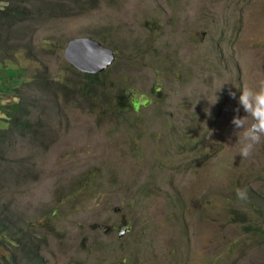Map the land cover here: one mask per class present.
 <instances>
[{"label":"rangeland","instance_id":"374dc122","mask_svg":"<svg viewBox=\"0 0 264 264\" xmlns=\"http://www.w3.org/2000/svg\"><path fill=\"white\" fill-rule=\"evenodd\" d=\"M36 20L31 45L39 58L25 51L32 32L21 22L9 43L19 46L15 63L0 70L9 110L20 89L41 126L7 147L2 170L22 160L31 172L1 200L48 240L46 264H264V245L233 244L244 237L238 223L218 229L226 202L249 211L237 197L223 198L237 194L238 178L264 177V136L242 158L231 123L237 107L246 115L240 89L264 79V0H99L83 13ZM74 37L114 51L91 104L78 92L64 97L56 83L69 74L63 52ZM42 63L56 82L31 96L23 82ZM138 95L149 103L137 107ZM4 121L0 115L1 129ZM259 186L264 191V181L242 187ZM143 244L153 250L140 252Z\"/></svg>","mask_w":264,"mask_h":264},{"label":"trees","instance_id":"16d2710c","mask_svg":"<svg viewBox=\"0 0 264 264\" xmlns=\"http://www.w3.org/2000/svg\"><path fill=\"white\" fill-rule=\"evenodd\" d=\"M0 1L5 3V5L0 8V39L3 40V43H1L3 46H0V54L3 55L2 60H0V70L7 68L6 66L8 63H15V54L19 46H9V43L11 42L15 29L21 22L24 23L26 31L30 30L32 32V34L29 36V40L25 43V51L30 54L31 57L39 58V53L37 52V48H35L36 45H31L33 32H35L37 25H34V27L32 26L31 29L30 22L37 21L36 19H38L40 15H44L45 18L48 16L55 18L58 16L62 17L71 14L83 13L93 8L94 5H97L99 2V0H90L92 2V6L86 9L84 0ZM23 2H28L30 6L26 7L22 5ZM73 5H78L80 8L73 12ZM34 15H36V17H34ZM100 41L102 40H99V42ZM48 42L49 40H47V44ZM55 46L56 45H54L53 48H47L53 50L55 49ZM63 47L64 46H60V49H63ZM65 61L69 74H66L61 80L57 82L54 81V77L50 76L48 73L45 63H42L43 70H36V72L32 74L28 80L23 82V86L27 85L30 88L32 91L31 96L40 97L45 96L47 90L51 89L53 85L52 82H56L59 85L60 91L63 94H66L64 97L78 92L82 96L80 98H83V103L87 104V100L90 102V98L95 95V91L92 88L93 85H97L99 87L106 84V82L101 79L104 74L82 72L70 64L66 59ZM41 81L45 82L46 86L41 85ZM1 90L6 91L10 90V88L4 83ZM16 92L17 94L14 95V99L11 104L13 110H9L7 104L9 96L0 95V113L4 116L5 123L8 126L7 128L0 129V247L8 252V256H3V258L0 259V264H46L41 250L48 244V240L40 236V231L30 228L34 225L28 224L24 218H20L17 215L9 213L8 205L10 204L11 200L7 202L1 200L3 197L2 190L10 188L12 185H20V180L26 181L27 179L24 177H27L31 172L30 168L22 169V160H14V168L10 167V169L6 170L5 172L2 170V168L8 166L10 162L6 156L8 151L7 147L13 148L18 136L26 137L29 134L33 138L38 133L36 128H41L40 121L31 120V110L22 101V98H20V89H16ZM104 93L106 96V92ZM34 100V97L31 98L29 103L34 102ZM45 128L49 129V126L46 125ZM91 180H94V178L88 173L83 176V181L86 184H88V182ZM261 181H264V177H261L260 172H258L256 177L251 181H244L241 180V177H239V186L235 187L241 192L245 193L244 198H240L237 194L230 191H227L228 193L223 196L225 201L237 200V203H239V199L249 209L248 211L244 207L236 208L231 203L226 202L224 204L225 206H223V222L220 223L218 228L226 229L227 225L238 223L240 226L239 235H244V237L237 239L235 242H233V244L238 246L242 251H248V249L252 248L253 246L264 245L263 187L259 186L253 189H245L242 187H251L253 182ZM203 195L206 200L208 198V191L204 192ZM246 200L250 201V205H246L244 203ZM178 201L179 208L181 210L182 202L185 203L183 194H179ZM53 211L55 213L56 209L53 208ZM183 212H185L184 209L182 214ZM143 245L144 248H141L140 252L144 251L145 254L153 250V247L151 248L148 246V244ZM174 248H177L175 243L173 249ZM173 249L170 248L168 250L166 253L167 256L174 252ZM155 253V257H158L159 253L157 251H155ZM141 264L143 263L141 262Z\"/></svg>","mask_w":264,"mask_h":264},{"label":"clouds","instance_id":"9594fccd","mask_svg":"<svg viewBox=\"0 0 264 264\" xmlns=\"http://www.w3.org/2000/svg\"><path fill=\"white\" fill-rule=\"evenodd\" d=\"M232 98H236L235 92L229 93ZM136 106L149 103L144 95H138L134 98ZM238 103L242 106L245 116L241 117L238 113L240 108L234 111L237 113L231 121L234 125V135L238 137L239 155L242 158H248L252 155L255 146L260 143L261 137L264 136V79L259 80L255 86H244L240 89ZM251 117V122H249ZM237 195L244 198L245 193L237 190Z\"/></svg>","mask_w":264,"mask_h":264},{"label":"water","instance_id":"95a60500","mask_svg":"<svg viewBox=\"0 0 264 264\" xmlns=\"http://www.w3.org/2000/svg\"><path fill=\"white\" fill-rule=\"evenodd\" d=\"M64 58L83 72L98 73L114 60V51L91 37L71 38L63 52Z\"/></svg>","mask_w":264,"mask_h":264},{"label":"crops","instance_id":"0c3cea01","mask_svg":"<svg viewBox=\"0 0 264 264\" xmlns=\"http://www.w3.org/2000/svg\"><path fill=\"white\" fill-rule=\"evenodd\" d=\"M4 5H5V3L2 2V1H0V8H2ZM5 92H6L5 90H1L0 89V95L4 96L5 95ZM0 115H2V114L0 113ZM3 256H8V252L5 249H3V248L0 247V259L3 258Z\"/></svg>","mask_w":264,"mask_h":264}]
</instances>
